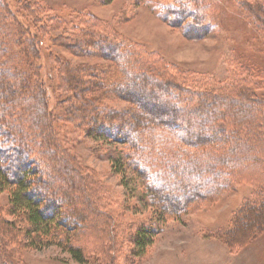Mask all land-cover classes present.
Instances as JSON below:
<instances>
[{"label": "trees", "instance_id": "16d2710c", "mask_svg": "<svg viewBox=\"0 0 264 264\" xmlns=\"http://www.w3.org/2000/svg\"><path fill=\"white\" fill-rule=\"evenodd\" d=\"M156 8L160 20L187 39L206 38L215 28L204 0H160ZM245 9L264 28V7L249 3ZM44 10L35 0H19L13 14L0 0V188L11 190L7 205L0 207V264L19 263L17 251L9 249L12 242L19 248L55 245L85 264L93 256L110 261L107 255L118 253L126 239L134 262L168 219L178 220L247 183L254 198L242 202L233 226L210 232L232 255L261 236L264 98L252 83L206 84L90 13H80L77 23L52 34V27L65 21L55 18L50 28V18L41 16ZM60 43L74 54L111 63L74 65L52 51L48 56L57 64L54 89L65 120L82 128L86 138L126 145L125 164L111 161V168L137 176L145 199L157 208L156 222L128 235L104 209L101 187L83 175L57 139L60 118L38 74L40 65L36 79L28 72L47 45ZM18 57L26 70L16 65ZM116 100L127 105H110ZM2 212L13 219L4 220Z\"/></svg>", "mask_w": 264, "mask_h": 264}, {"label": "rangeland", "instance_id": "374dc122", "mask_svg": "<svg viewBox=\"0 0 264 264\" xmlns=\"http://www.w3.org/2000/svg\"><path fill=\"white\" fill-rule=\"evenodd\" d=\"M4 1L15 14L19 0ZM35 1L45 9L41 16L50 18V28L55 18L65 21L60 27H52V34L62 33L64 28L73 26L80 13H90L114 26L126 38L139 43L147 52L159 55L166 62L183 70L194 72V76L206 84L213 80L219 84L245 80L251 82L256 93L264 98V77L261 73L264 71V28L261 23H256L249 17L247 13L250 12L245 9L249 3H259L264 7V0H204L211 6L207 18L215 28L200 40L187 39L179 28L160 20L156 8V1L160 0H140L139 3L134 0H110L107 4H100L97 0ZM14 19L16 20L15 17ZM13 21H9L11 25ZM65 45H47L40 59L33 62L35 65L31 69L28 66V72H32L31 78L36 79L37 66L40 65L38 74L50 89L51 106L60 118L55 123L57 139L74 157L83 175H91L93 182L101 187L98 196L105 202L104 209L112 215L124 234L128 235L138 226L156 222L154 215L157 208L145 199L137 176L129 170L117 174L111 168V161L117 160L119 165L125 164L126 145L119 143V139L109 142L107 138H86L82 134V128L75 129L72 122L65 120L64 109L56 103V97L60 94L54 89L59 76L58 73L56 75L57 64L48 56L52 51L60 60L74 65L111 63L96 57L74 54ZM14 51L18 49L12 46V52ZM16 65L26 70L19 57L16 58ZM199 82L196 83L198 86L202 84ZM108 101L110 100L106 98L105 102ZM110 105L121 109L127 103L116 100ZM252 188L248 183L243 184L224 193L214 202L202 204L196 211L187 213L178 220L168 219L154 235L153 244L146 253L137 257L134 262L133 258L130 259L132 246L126 239V242H120L118 253L113 256L110 252L107 255L110 256V261L93 256L85 264H264V232L235 255L210 232H221L233 226L234 214L239 206L244 200L254 198ZM10 191L0 188V207L7 205ZM2 217L7 221L13 219L6 212H2ZM9 249L17 251L18 264H78L66 251L55 245L38 249L19 248L12 242Z\"/></svg>", "mask_w": 264, "mask_h": 264}]
</instances>
